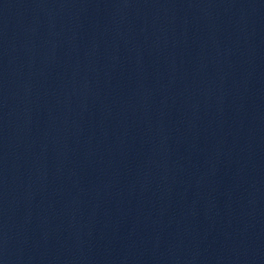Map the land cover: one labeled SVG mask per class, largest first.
<instances>
[{
	"label": "water",
	"instance_id": "95a60500",
	"mask_svg": "<svg viewBox=\"0 0 264 264\" xmlns=\"http://www.w3.org/2000/svg\"><path fill=\"white\" fill-rule=\"evenodd\" d=\"M0 264H264V0H0Z\"/></svg>",
	"mask_w": 264,
	"mask_h": 264
}]
</instances>
